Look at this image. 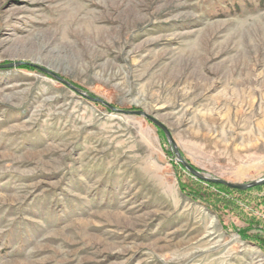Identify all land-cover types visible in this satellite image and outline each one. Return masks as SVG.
Wrapping results in <instances>:
<instances>
[{
  "label": "rangeland",
  "instance_id": "374dc122",
  "mask_svg": "<svg viewBox=\"0 0 264 264\" xmlns=\"http://www.w3.org/2000/svg\"><path fill=\"white\" fill-rule=\"evenodd\" d=\"M52 75L264 179V0H0V264H264V185Z\"/></svg>",
  "mask_w": 264,
  "mask_h": 264
},
{
  "label": "water",
  "instance_id": "95a60500",
  "mask_svg": "<svg viewBox=\"0 0 264 264\" xmlns=\"http://www.w3.org/2000/svg\"><path fill=\"white\" fill-rule=\"evenodd\" d=\"M46 72V71H44ZM48 73V72H46ZM57 81L61 82L63 85L69 87L72 91H74L75 93L87 98L90 101L96 102L98 104H101L103 106H105L106 108H108L110 111L115 112L117 114H122V115H134V116H141L144 117L146 119H148L150 122H152L155 126H157L164 134V136L166 137V140L168 142V144L171 147L172 153L176 159V162L181 165L192 177H194L195 179L201 181V182H205V183H210V184H215V185H221L224 186L226 188L229 189H235V190H247L250 188H255V187H259V186H263L264 185V179L261 180H257L254 182H250L247 184H233V183H229L220 179H211V178H207L205 176H203L198 170H196L195 168H193L191 165H189L186 161L183 160V158L181 157L179 151L177 150V146L175 144V142L173 141L169 131L159 122L155 121L154 119L150 118L147 114H145L144 112L141 111H124V110H118L115 109L113 106L107 104L106 102L102 101L101 99L98 98H92L87 96L84 92H82L79 89H76L74 87H72L68 82L62 80L61 78L52 75Z\"/></svg>",
  "mask_w": 264,
  "mask_h": 264
},
{
  "label": "trees",
  "instance_id": "16d2710c",
  "mask_svg": "<svg viewBox=\"0 0 264 264\" xmlns=\"http://www.w3.org/2000/svg\"><path fill=\"white\" fill-rule=\"evenodd\" d=\"M216 186H220V185H216Z\"/></svg>",
  "mask_w": 264,
  "mask_h": 264
}]
</instances>
